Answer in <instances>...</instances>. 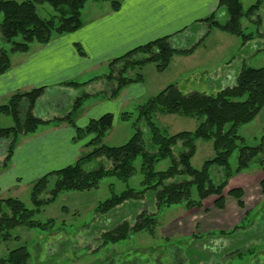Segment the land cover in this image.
<instances>
[{
    "label": "trees",
    "instance_id": "1",
    "mask_svg": "<svg viewBox=\"0 0 264 264\" xmlns=\"http://www.w3.org/2000/svg\"><path fill=\"white\" fill-rule=\"evenodd\" d=\"M87 1L0 0V14L3 15L0 24L1 35L5 42L12 44L9 51L0 50V74L11 67V53L28 52L33 43L47 44L55 36L79 30L84 24L82 11ZM94 1H109L115 10L119 9L122 2V0ZM43 3H49L57 15L51 18L41 17L37 5ZM262 4L263 0H257L255 4L245 9L242 0H220L219 9L225 10L227 21H218L216 13L205 21H210L222 31L239 37L244 47L254 39V35L244 32L242 20L259 16ZM256 22L261 24L260 19ZM193 50L194 47L177 49L171 45L169 37L165 36L113 59L109 64L110 73L104 76L110 85L109 98L115 99L128 85L143 81L142 74L136 77L128 76L129 70L155 63L157 70L164 72L176 54H190ZM84 84L65 82V85L75 87ZM44 91L45 87H39L28 92H17L11 96L8 103H0V115L11 116L14 120V125L0 127V140L9 141L4 166H7L11 160L21 135L35 133L41 124L54 121L43 120L34 114L35 105ZM88 96V93H84L77 97L70 112L56 120H66L74 127L76 141L90 138L85 146L91 149L74 164L51 171L33 183L31 198L38 210L54 202L64 191H86L98 188L100 182L107 176H115L127 181L135 174L134 162L139 156L142 158L143 188L140 190L128 188L120 194L113 193L109 199L98 205L97 214L114 212L121 205L145 199L148 194L156 198L158 209L179 203H185L188 209L203 208L206 200L216 197L214 206L223 210L226 206L225 191L231 179L249 170L253 163H257L263 173L261 191L264 196V132L255 146L248 145L245 138L239 134L240 127L254 121L264 107V66L254 68L243 64L236 83L214 94L199 91L185 93L174 83L168 85L138 107V115L134 123L136 132L121 146H109L103 143L104 137L114 125L115 116L112 113L92 119L84 127L76 125L75 114ZM157 114H176L197 118L201 122L194 131L168 134L154 121ZM122 118L129 119L130 114L123 113ZM143 121L150 132L153 150L146 147L144 131L139 126ZM199 139L212 141L215 155L206 160L201 168H196L192 164V159L197 152ZM235 152H237V163L233 168L230 159ZM99 157L107 158L112 162V166L106 167L101 164L95 169L85 168V164ZM167 158L171 159L170 166L166 170H157L156 165ZM215 168L220 175L218 180H214L212 176ZM51 181L53 187L49 189ZM193 187L197 189L198 200L191 198ZM46 191L49 197L41 198ZM244 194L242 188H233L227 192L228 196L237 200L241 208H245ZM34 213L35 210L27 208L17 197L0 199V240H9L11 231L19 226L47 229L55 222L54 219L46 223L36 221L33 219ZM137 218L133 225L123 221L104 233V242L117 243L127 239L131 233L142 231L154 235L158 224L156 213L149 214L143 211ZM241 228V225H236L230 230L219 231L220 237L211 238H224L237 233ZM194 236L199 238L201 234ZM30 259V252L23 246L11 251L7 258H0V264H31Z\"/></svg>",
    "mask_w": 264,
    "mask_h": 264
},
{
    "label": "rangeland",
    "instance_id": "2",
    "mask_svg": "<svg viewBox=\"0 0 264 264\" xmlns=\"http://www.w3.org/2000/svg\"><path fill=\"white\" fill-rule=\"evenodd\" d=\"M256 2L257 0H242L245 9ZM92 4H95L94 0H88L86 8ZM37 10L43 18L57 15L49 3L38 4ZM259 13V16L255 15L242 20L244 32L254 35V39L244 47L239 37L229 34L228 36L235 44L228 43V47H223L221 52L211 55L213 58H205L202 64L186 65L183 71H179L174 65H169L164 72H159L155 63L129 70L127 75L130 77L143 75V81L139 82L138 86L134 85L137 87L132 89L138 97L125 104L122 103V113L115 119L113 128L106 134L103 143L109 146H121L127 143L136 132L134 123L137 119L138 107L174 82L179 83L182 90L195 89V91L214 94L220 81L209 84V77L206 76L205 69H202L203 65L211 69L220 62V58L226 56L229 58V65H233V70L240 69L243 63L254 68L263 67L264 0ZM2 19L3 15L0 14V24ZM258 19L261 20V24L256 22ZM185 42L184 39L183 44ZM11 45L3 40L0 30V50L9 51ZM94 73L96 74H92V77L103 73L109 74L110 68L107 67L103 72L97 69ZM82 91L87 90L84 88ZM92 100H87V105L94 102ZM104 107H109V103H105ZM123 113H129L130 118L123 119ZM154 121L168 134L194 131L201 122L197 118L176 114H157ZM12 125L14 120L11 116L0 115V127ZM139 126L144 131L147 149L153 150L146 123L143 121ZM263 132L264 127L256 120L239 129V134L251 146L259 143ZM89 139L84 138V142ZM1 150H4L3 146L0 147ZM88 151L86 149L85 153ZM214 155L212 141L199 139L192 164L196 168H201L204 162ZM230 163L233 168L236 167L237 152L232 155ZM101 164L106 167L112 166V162L107 158L99 157L85 164V168L95 169ZM170 164L171 159L167 158L160 161L156 168L166 170ZM134 165L135 174L127 181L115 176H107L103 178L98 188L86 191H64L54 202L44 205L39 210L31 198L33 182L24 181L0 194V198L11 196L19 198L27 208L35 210L33 219L36 221L46 223L50 219L55 220L54 224L47 229L25 225L13 229L9 240H0V258H7L11 251L24 246L31 254V264H264V199L263 201L261 199L263 173L257 163H253L249 170L232 178L233 186L229 187V183L226 188L225 194L230 189L242 188V184L246 186L248 189L246 201L249 206L244 211L243 215L248 213L244 221L237 223L242 228L237 233L224 238H211L220 237L219 231H227L234 227L233 225L229 228L220 221V210L214 206L216 197L206 200L203 208L188 209L185 203H179L158 209L156 198L148 194L145 199L121 205L114 212L97 214L98 205L109 199L113 193L120 194L128 188L136 190L143 188L141 156L135 160ZM212 176L214 180L220 178L216 168L213 169ZM51 187H53V181L49 189ZM48 197V191L41 195V198ZM191 198L199 199L196 187L191 190ZM253 205H257V208L249 209ZM143 211L149 214L156 213L158 224L154 235L142 231L131 233L127 239L117 243L104 242V233L123 221L133 225ZM238 218L236 221H239ZM199 234H201L199 238L194 236Z\"/></svg>",
    "mask_w": 264,
    "mask_h": 264
},
{
    "label": "crops",
    "instance_id": "3",
    "mask_svg": "<svg viewBox=\"0 0 264 264\" xmlns=\"http://www.w3.org/2000/svg\"><path fill=\"white\" fill-rule=\"evenodd\" d=\"M219 1L122 0L117 10L109 1H94L95 4L89 8L85 5L82 11L84 24L79 30L55 36L47 44L33 43L28 52L11 53V67L0 74V103L6 104L17 92L45 87L35 105L34 114L43 120L54 121L41 124L35 133L21 135L7 166L3 162L9 141L0 140V147H4L0 151V194L24 181L34 183L51 171L74 164L85 154L86 149L90 150L85 146L86 141L74 139L76 132L68 121L56 120L70 112L77 97L89 94L75 114V123L79 127L86 126L92 119H98L106 113L114 114L117 119L123 110L122 103L138 97L132 90L138 83H132L117 98L110 99V85L104 77L107 74L92 77V74H96L94 70L103 72L107 67L110 68L113 59L165 36L177 49L194 47L190 54L180 53L173 57L170 66L174 65L179 71H183L186 65L202 64L205 58H213L211 55L221 52L223 47H228V43L235 44L229 34L212 22L205 21L215 13L218 21H227V13L219 9ZM184 39L186 42L183 44ZM219 60L211 69L205 68L206 65L202 68L209 77V84L220 81L214 93L234 85L243 66L233 70L229 58L224 56ZM65 82L85 84L75 87L65 85ZM174 84L182 90L179 83ZM84 88L87 91H82ZM182 91L190 93L195 89ZM91 99L94 102L87 105L86 101ZM105 103H109V107H104ZM255 120L264 127V107ZM231 186L233 184L230 181ZM241 187L245 192V208H241L234 197L226 194V206L220 210L219 219L229 228L246 218L243 214L249 206L246 201L248 189L243 184ZM261 196L263 201L264 196ZM237 217L239 221H236Z\"/></svg>",
    "mask_w": 264,
    "mask_h": 264
}]
</instances>
